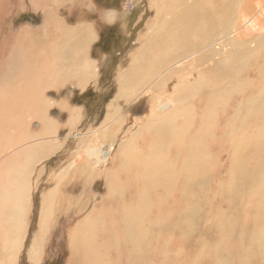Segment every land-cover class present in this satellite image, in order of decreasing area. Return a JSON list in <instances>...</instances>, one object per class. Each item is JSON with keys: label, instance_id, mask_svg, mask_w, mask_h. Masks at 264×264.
I'll return each instance as SVG.
<instances>
[{"label": "rangeland", "instance_id": "374dc122", "mask_svg": "<svg viewBox=\"0 0 264 264\" xmlns=\"http://www.w3.org/2000/svg\"><path fill=\"white\" fill-rule=\"evenodd\" d=\"M184 1L181 3L183 2L182 4L186 8L188 7L187 3L191 0H188L187 3ZM31 2L32 0H0L3 5L0 8V30H2L0 43H3L1 40L4 39L2 27L7 25H10L9 28L12 32L19 28L28 27L41 31L45 22V25L53 30V22L48 17V12L53 7L56 8L55 6L59 2L49 0L40 7L34 8L33 6V10ZM90 2H93L96 9L102 13L112 10L118 11V19L111 22L106 18L107 12L104 18L109 21L108 23L98 19V39L92 45L90 53L93 58L95 75L92 72L93 77L89 79L90 81H86L87 88L82 91L78 88L71 90L68 86V90L62 89L59 91L60 93L47 91L51 104H49V108L45 106L41 111L53 110L48 114L52 116V120H31L28 122V127L25 128L27 137L23 138L21 146L26 147L20 149L19 153L23 156L28 152L30 153L28 155L31 157L33 155V157L27 161L28 164L24 162L25 176L15 182L12 181L14 185L18 182L20 184V186H13L15 192L18 193H15L13 198L23 201L25 205H22V217L15 225L6 223L3 228H0V230L2 229L0 232V264H32L30 254L37 244L42 247L38 264H69L72 236L77 226L90 214H93L91 216L98 220V225L94 233L96 236L90 240L88 246V248L92 245L97 247L92 255L87 251L89 264L92 259H98L103 264H140L141 262V264H215L223 256L221 251H224L217 242L220 241L218 234L220 237H225L226 232L238 230V232L245 231L244 233L248 235L249 230L264 229V201L260 199L264 184L257 186L263 188L260 190L249 183L251 168L262 167L264 178V105H262L264 83L260 84L256 80L253 84L248 83L249 104L204 103L189 105L188 108L177 107L180 112L185 113L182 120L186 118L187 135L196 141V144L204 145L200 157L202 162L207 161L210 164L204 168V171L208 176V181L212 184L203 185L205 194L202 201L203 210L200 209L199 218L191 217L187 227L178 228L176 226L177 228L169 231L171 233L166 231L167 233L163 232L161 235L155 229L141 228L145 219L151 216L145 215L150 214L148 208L154 200L145 194L147 199L145 197L139 206H132L133 200H122L123 202L120 201V203L119 200H116L119 195L118 192L110 194L109 184L117 179L114 178L119 167V164L115 167L116 155L120 148L116 143V137H110L98 143L96 141L101 139V133L108 131L107 128L111 126L109 124L111 122L106 118L108 108L118 97L120 88L139 84L144 69L146 71L151 69L150 63L154 60L156 50L159 49L158 56L165 54L166 50L169 51V45L166 43L168 38H172L175 34L178 37L175 35L176 38L174 37V39L191 38L185 32V23L188 22L185 21L187 20L186 17L181 18L180 21L177 20L179 23L174 21L176 23L173 22L175 25L171 24L172 26L168 22L169 30L167 31L166 27V31H161V35L162 37L165 35L172 36H167L168 38H165L167 41L163 40V45L159 44V48L152 49L154 41L151 39V35H153L151 28L155 25L158 26V23L155 22V15L160 4L152 8L149 0H91ZM91 5L93 4H90L89 0H79L76 5L65 7L63 10H68V8L87 10ZM38 9L43 17L39 12H35ZM88 17L92 20L95 19L91 13H88ZM64 26L60 27L67 30ZM69 31L71 34L84 33L83 29L79 27L71 28ZM26 32L30 33L29 30ZM31 32L34 31L31 30ZM34 37L29 36L21 43L27 46H37L38 42L34 40L36 36L34 35ZM37 38L40 41V37ZM0 46L2 45L0 44ZM146 46L149 48H145ZM5 54L7 55L0 48V59ZM161 60L159 59V61ZM96 65L97 68H95ZM156 81L161 82L162 80L156 78L148 84L151 93L157 92ZM44 84L45 82H41L39 86ZM245 86V80H242L240 87ZM224 89L221 91L222 94L236 90L229 86ZM68 97L70 99L67 100ZM132 102L131 100L123 101L122 105L118 106V114L113 117V119L121 117L114 125L115 131L119 133V139L126 138L125 135L130 132L139 133L136 124L144 125L148 120H142L146 119L147 101L135 103L134 107L130 109ZM31 110V108L29 111L27 110L25 115H32ZM70 110L76 111V114L79 115L76 124L73 125L68 121ZM128 114L132 115L131 120L126 117ZM122 118L125 119L124 122H122ZM5 133L8 134L9 131L3 132V134ZM19 145L8 147L11 149L7 153L12 152ZM234 145L236 148L232 150ZM91 149L110 150L112 152V159L108 162L109 164L107 163L108 166L107 164L104 165L102 170L99 168L98 173L92 177L90 176L92 166H85V163L89 161L87 155L90 154ZM130 150H132L131 152L137 151L132 154L138 158L140 148L137 147L133 150L132 147ZM0 157H2L1 154ZM20 161H23V158H20ZM92 162V165L96 163L95 160ZM17 164V161H13L8 164V167L13 168L11 170L14 172V167ZM128 166L124 170L130 169L131 161ZM243 169L248 170L245 173V175L248 174V180L243 178L241 174ZM98 175L100 176L98 177ZM119 177L121 180L118 190L120 191L122 188L123 192L126 188L124 184L127 183H125L122 174ZM89 180L91 181L89 182ZM110 180L111 183L108 182ZM1 181L4 184H12L6 177L0 179ZM122 183L124 184L121 185ZM8 187L0 185V194L3 192L2 190L6 189L9 194L7 197L10 198ZM255 191L257 194L253 195ZM19 192L23 193L24 199L21 198ZM132 207L137 208L132 209ZM147 210L148 212H146ZM230 211L232 214L229 213ZM125 213L129 214L127 218L136 219L134 241L129 239L127 231L120 225V219ZM159 222L162 223V220ZM214 226H218V230L217 228L215 230ZM154 231L156 234L153 233ZM172 234L175 235L172 236ZM148 235L152 240L147 237ZM180 235L182 236L180 237ZM183 236H186V241L182 238ZM140 238H143V242H140ZM190 238L192 241L188 240ZM161 240L163 241L161 242ZM171 240L173 241L171 242ZM168 243L169 246H167ZM153 249L154 252H152ZM168 253L169 256L166 257ZM165 257L168 260H163ZM144 261L146 262L143 263ZM232 264H236V262Z\"/></svg>", "mask_w": 264, "mask_h": 264}, {"label": "bare ground", "instance_id": "6f19581e", "mask_svg": "<svg viewBox=\"0 0 264 264\" xmlns=\"http://www.w3.org/2000/svg\"><path fill=\"white\" fill-rule=\"evenodd\" d=\"M48 1L36 0L34 8L40 7ZM181 1L183 0H149L152 8L160 4L155 15V22L158 23V26L155 25L151 28V33L153 34L151 39L154 41L152 49L162 46L163 40L170 36L167 35V37L165 35L166 37H162L161 35L166 27L168 31L169 24H174L183 17H186L187 20L185 21L188 22L185 23V32L191 38L174 39L175 35L177 37L178 35H171L172 38H168V41L165 40L169 45V51L167 52L166 50L165 54L158 56L159 49L156 50L154 60L150 63L151 69L148 71L144 69L139 84L120 88L118 97L108 108L106 118L111 122L109 123L111 126H107L108 131L101 133V139L96 141L98 143L110 137H116L115 140L120 151L116 155L117 162L115 167H117V164H119V167L118 172L115 170L117 172L114 177L115 179L117 178L116 181L109 184L110 194L118 192L119 195L115 199L119 200V202H123L122 200H133L132 206H139L145 197L147 199L145 195L147 194L154 202L151 201L153 203L148 208L150 209V214L145 215L151 216L145 219V226L143 225L141 228L155 229V231L160 232V235L163 232H169L176 226L178 228L187 227L191 217L199 218L200 209L201 211L203 210L202 201L205 195L203 185L212 184L208 181V176L204 171V168L210 166V164L207 161L202 162L200 157L204 145L196 144V141L187 135L186 118L182 120L185 117V113L183 111L180 112L177 107L188 108L190 107L189 105H201L204 103L224 105L249 104L248 83L253 84L255 80L260 84L264 83V0H191L189 3H187L188 0H185L184 2L188 4L186 8ZM1 7L3 5L0 3ZM115 13V11L107 12L106 18L111 21L115 17ZM168 22L170 23L168 24ZM9 27L10 25L2 27L4 29V39L2 38L1 42L3 41V43H0L2 45L0 48L4 53H7L0 59V70L1 72H6L0 84V154L2 155L0 157V179H5L6 177L9 181L15 182L25 176L26 167L24 162L27 163L33 157L32 154V157L29 156L28 154L30 153L28 152L23 156L19 153L20 149L26 147L21 145L23 138L27 137L25 128L28 127V122L34 119L52 120V116L48 114L53 112V110L41 111L45 106L49 108L51 102L48 98L43 100L44 107L40 102L35 107L37 103L35 97L39 96L36 87L41 82H45L48 85L52 84L50 81L52 74H54V79L57 81L62 72L63 74H71L74 71L73 62L75 59L73 58L75 54L72 56L74 53L72 47L64 43H58L57 40V43H51L50 39V41H45V44L43 42V44H38L37 46L24 45L21 42L29 37V33L26 32L28 28H19L12 32ZM167 44L166 47H168ZM145 48L149 47L146 46ZM159 59L162 60L159 61ZM156 78L162 81H156L157 92L151 93L148 84ZM242 80H245V87H240ZM226 86L236 90L222 94L221 91L225 90ZM125 100L133 101L130 109L134 107L135 103L147 101L146 119H141L148 120L144 125L141 123L136 124L139 133L130 132L125 135L126 138L119 139V133L115 131L114 125L121 117L118 119L116 117V119H113V117L118 114V106H121ZM263 102L262 105H264ZM30 108L32 109V115H25V112L29 111ZM78 116L76 111L70 110L68 121L71 125L76 124ZM131 116L128 114L126 117L131 120ZM124 121L125 119L122 120V122ZM4 130L9 131V133L3 134ZM17 144L20 145L13 149L12 152L7 153L11 149L8 147H15ZM132 147L133 150L137 147L140 148L138 158L133 155L137 151L131 152L132 150L130 149ZM235 148L236 146L234 145L232 150ZM87 156L89 161L85 163V166H92L90 168V176L92 177L98 173L99 168L102 170L104 165L112 159V152L110 150L91 149L90 154ZM20 158H23V161H20ZM94 160L96 163L92 165ZM13 161L18 162L14 167V172L11 170L13 168L10 169L8 167V164ZM130 161L132 163L130 169L124 170L126 166L130 165ZM246 172L248 170L243 169L241 174L243 178L248 180V174L245 175ZM101 173L99 174L101 175ZM120 173L123 175L125 183H127L121 184L126 187L124 188V191L127 190L125 192H122V188H120V191L118 190L121 180V177H119L121 176ZM250 177V185L253 184L257 187L260 184H264L262 167L251 168ZM13 182L12 184L0 182V185L6 187L11 185V187H8L10 198L7 197L9 194L6 189L2 190L3 192L0 194V228H3L6 223L15 225L22 217V205L25 204L23 201L13 198V195L17 193L13 186H20V184L18 182L14 185ZM108 182L111 183V180ZM115 188L116 190H114ZM258 189L263 190L261 186ZM255 194H257V191L253 195ZM19 195L24 199L22 192H19ZM260 199L264 201V190L261 192ZM128 207L131 208L130 206ZM136 208L132 207V209ZM252 214L255 215L254 213ZM91 215L93 216V214H90L87 219L77 226L72 236L69 264H89L87 251L92 255L97 249L94 245L88 248L90 240L96 236L94 233L98 225V220ZM128 216V213L123 214L120 219V225L121 228L127 231L129 239L134 241L136 219L134 221L127 218ZM160 220H162V223L159 222ZM227 223L229 224V222ZM233 225L235 227V223ZM216 228L218 230V226L215 227V230ZM244 232L231 230L226 232L225 237L217 235L218 240H220L217 242L224 251H221L223 256L215 264H232L233 262H236V264H264V229L249 230L248 235ZM174 235L172 234V236ZM168 236L172 237L171 235ZM147 237L150 236L148 235ZM185 237L183 236L182 238L185 239ZM150 240H152L151 237ZM188 240L192 241L191 238ZM140 242H143V238H140ZM243 243L244 245H242ZM167 246H169V243ZM41 248L37 244L32 249L30 254L32 264H38L40 261ZM17 249L19 250V248ZM139 250L141 249L139 248ZM152 252H154V249ZM167 256H169V253ZM166 257L163 260H168ZM90 264L103 263L98 259H92Z\"/></svg>", "mask_w": 264, "mask_h": 264}, {"label": "crops", "instance_id": "0c3cea01", "mask_svg": "<svg viewBox=\"0 0 264 264\" xmlns=\"http://www.w3.org/2000/svg\"><path fill=\"white\" fill-rule=\"evenodd\" d=\"M57 1L59 3L58 5L55 6L56 8L53 7L48 12V17L52 20V22H55L53 24L54 25L53 30H50V27L45 25L44 22V28L41 31H38V29H29L28 27V30L31 33V34L29 33V36L34 37L35 35L36 39L34 40H36L40 45L43 44V42L45 44V41H50L51 39V43H57V42L64 43L72 47L74 51L72 56H74L75 54L73 58L75 59V61L73 62L74 71H72L71 74H63L62 72L59 76L58 81L54 79V74H52V76L50 77V81L52 82L51 85L44 84L41 86H37L36 90L38 91L39 96L35 97L37 102L35 107L38 106L39 102L44 107L43 100L45 98H48L47 91L59 92L62 89L68 90L67 88L69 87L71 88V90H76L78 88V90L82 91L87 88L86 81L88 82V80L93 77L92 72L95 75L93 69V65H94L93 58L90 53H91L92 45L98 39V19H102L107 23L109 22L108 20L104 19L105 13L109 11L103 13L100 12L99 10L96 9L95 4L93 2L92 3L90 2L91 0H89V3L93 5H91L87 10L82 8H75V9L68 8V10L65 9L63 10V8L65 7L76 5V3H78L79 0H57ZM35 2L36 0L34 1L32 0L31 2L32 10L34 9L33 6L35 7ZM35 12H39V14H41V11L39 9ZM115 12H116L115 17H113L111 22H114L115 20L118 19L119 13L118 11ZM88 13L89 14L91 13L93 16H95L94 17L95 19L94 20L90 19L88 17ZM88 19L90 20L88 21ZM60 26H64L67 30L62 29ZM78 27L82 28L84 33L79 32L78 34V32H76L75 34H71L69 30L71 28H78ZM31 30H33L34 32H31ZM44 35L45 37H43ZM37 37H40V41L38 40ZM95 68H97V65ZM5 73L6 72H0V84L5 76L4 75ZM68 99H70V97H68L67 100ZM65 103L66 102L64 101V104Z\"/></svg>", "mask_w": 264, "mask_h": 264}]
</instances>
